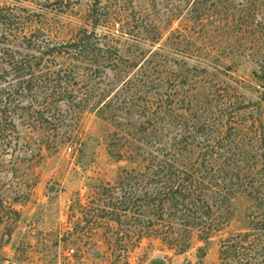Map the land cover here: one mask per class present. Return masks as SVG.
<instances>
[{
	"label": "trees",
	"instance_id": "16d2710c",
	"mask_svg": "<svg viewBox=\"0 0 264 264\" xmlns=\"http://www.w3.org/2000/svg\"><path fill=\"white\" fill-rule=\"evenodd\" d=\"M103 16L106 32L84 27L58 40L43 27L19 28L18 15L0 7V157L12 156L1 170L32 168L44 145L71 139L68 122L96 111L139 166L124 169L111 220L136 218L184 251L193 231L209 238L224 229L244 192L256 212L221 241L217 264H264V116L240 113L207 78L235 46L210 42L200 15L199 29H170L167 38L141 12L104 8L94 26ZM257 61L264 83V56ZM18 193L16 201L28 195Z\"/></svg>",
	"mask_w": 264,
	"mask_h": 264
},
{
	"label": "rangeland",
	"instance_id": "374dc122",
	"mask_svg": "<svg viewBox=\"0 0 264 264\" xmlns=\"http://www.w3.org/2000/svg\"><path fill=\"white\" fill-rule=\"evenodd\" d=\"M0 7L18 15L19 28L43 27L58 40L84 27L106 32L104 16L94 26L104 8L137 17L141 12L167 30L165 38L170 29H199L193 21L200 15L210 42L235 46L223 53L208 81L226 89L240 113L264 116L257 61L264 56V0H0ZM63 130L71 139L57 147L44 145L32 168L23 166L17 176L10 166L0 168V264H217L221 241L244 232L256 212L250 196L238 192L224 229L209 238L195 230L186 250L170 247L146 233L142 221L118 223L107 215L111 204L121 207L124 169L137 165L126 157L115 125L89 111ZM24 191L26 198L16 201V192L23 198Z\"/></svg>",
	"mask_w": 264,
	"mask_h": 264
}]
</instances>
